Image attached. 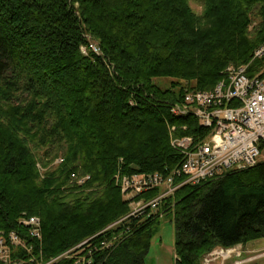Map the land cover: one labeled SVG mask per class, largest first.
<instances>
[{"label": "trees", "instance_id": "obj_1", "mask_svg": "<svg viewBox=\"0 0 264 264\" xmlns=\"http://www.w3.org/2000/svg\"><path fill=\"white\" fill-rule=\"evenodd\" d=\"M192 1L200 12L191 0H0V229L40 217L47 257L95 236L92 264H146L163 221L175 264L264 238V161L109 227L130 211L117 174L169 173L183 160L172 138L207 135L172 112L186 93L229 64L264 76V0ZM88 35L102 54L81 51Z\"/></svg>", "mask_w": 264, "mask_h": 264}, {"label": "built area", "instance_id": "obj_2", "mask_svg": "<svg viewBox=\"0 0 264 264\" xmlns=\"http://www.w3.org/2000/svg\"><path fill=\"white\" fill-rule=\"evenodd\" d=\"M88 41L81 46L84 54L90 50L102 54L101 47L90 35ZM263 55L264 44L256 50L254 57ZM247 69L248 65H231L213 89L190 91L181 103L173 106L172 112L176 115L193 114L199 124L209 130L207 135L198 141L193 136L173 137L171 144L183 154V160L169 173L117 174L116 184L132 202L133 208L109 227L147 210L154 211L185 184L218 178L227 171L246 169L264 161V76H249ZM175 176L181 178L179 182ZM72 178L81 184L89 175L79 179L74 174ZM151 190L158 192L151 198L138 197ZM20 224V231L0 229V264L93 263L94 253L98 250L97 244L92 242L95 236L47 257L40 217L25 215ZM113 241H102L100 246L109 247ZM242 252H245L242 244L217 247L204 259L206 264H213L218 257L223 260L232 255L242 257ZM246 261V258H240L235 264Z\"/></svg>", "mask_w": 264, "mask_h": 264}, {"label": "rangeland", "instance_id": "obj_3", "mask_svg": "<svg viewBox=\"0 0 264 264\" xmlns=\"http://www.w3.org/2000/svg\"><path fill=\"white\" fill-rule=\"evenodd\" d=\"M191 5L197 12L201 11V7L198 6L192 0H191ZM231 65L236 66V64H229L226 67V69L224 70L225 73H226V70L228 69V67ZM242 65H245V64H242ZM198 122H199V120H198ZM262 159H263V157H262ZM62 160H63L62 158H57L53 164L55 165L58 162H61ZM41 170L43 171L44 168H41ZM142 173H144V172H142ZM74 174H76L78 176V174L75 172H72L71 176ZM87 176L88 175H85L83 177H87ZM175 179H176V182H179L181 178L175 176ZM178 189L176 190V192L178 191ZM176 192L173 195H175ZM122 194H123V197L125 199H127V195L123 192H122ZM173 195L171 197H173ZM130 203H131L130 204V211H131V209L133 207H132V202H130ZM164 215H165V213L161 212L159 216L161 219H164ZM261 243H263V244L259 247L258 244H261ZM246 249H247V251L245 250L244 253L243 252L241 253L242 257L232 255L231 258L226 259V260H223L221 257H218L216 260H214L213 262L211 261V262L213 264H235V261H237L238 259L246 258L247 261L244 262L243 264H254V263L264 264V238H263V240L259 239V241H257V243H250V246L249 247L247 246ZM213 251H214V249L212 251H210L209 253H211ZM209 253L207 255H205V257L206 256L209 257L210 256ZM177 258H178V255L175 252V227H174V224L170 221H163V223L160 226L159 232L152 239V244H151L149 253L146 257V264H175ZM203 264H206L205 259L203 260Z\"/></svg>", "mask_w": 264, "mask_h": 264}, {"label": "crops", "instance_id": "obj_4", "mask_svg": "<svg viewBox=\"0 0 264 264\" xmlns=\"http://www.w3.org/2000/svg\"><path fill=\"white\" fill-rule=\"evenodd\" d=\"M262 240H263V238H262ZM257 241H259V239L258 240H256V241H254V242H252V243H257ZM261 241V240H260ZM263 243H261V244H258V246L260 247L261 245H262ZM248 247L250 246V244H248L247 245ZM247 246L245 247V250L247 251Z\"/></svg>", "mask_w": 264, "mask_h": 264}, {"label": "bare ground", "instance_id": "obj_5", "mask_svg": "<svg viewBox=\"0 0 264 264\" xmlns=\"http://www.w3.org/2000/svg\"><path fill=\"white\" fill-rule=\"evenodd\" d=\"M81 178V177H80ZM154 195V194H153ZM149 197V196H148ZM131 204V203H130Z\"/></svg>", "mask_w": 264, "mask_h": 264}]
</instances>
